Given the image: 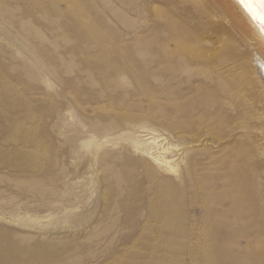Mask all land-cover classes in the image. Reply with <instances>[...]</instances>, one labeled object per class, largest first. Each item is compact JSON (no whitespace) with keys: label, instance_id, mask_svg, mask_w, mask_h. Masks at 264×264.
<instances>
[{"label":"rangeland","instance_id":"1","mask_svg":"<svg viewBox=\"0 0 264 264\" xmlns=\"http://www.w3.org/2000/svg\"><path fill=\"white\" fill-rule=\"evenodd\" d=\"M207 9L0 0V264H264V43Z\"/></svg>","mask_w":264,"mask_h":264},{"label":"bare ground","instance_id":"2","mask_svg":"<svg viewBox=\"0 0 264 264\" xmlns=\"http://www.w3.org/2000/svg\"><path fill=\"white\" fill-rule=\"evenodd\" d=\"M178 1L182 5H184L186 7V9H188L189 11H194L195 14H198L199 15L198 17H201L203 15L208 14V12H207L208 0H178ZM230 2L242 14L243 18L246 21H248L249 24L252 25L255 29H257V31L260 34L262 43H264V0H230ZM172 16H174V15H172ZM191 21H192V19H191ZM222 42H223V40H222ZM180 44L183 47V44L182 43H180ZM184 48H183V50H185ZM186 48H188V47H186ZM185 51H188V50H185ZM260 69H261L262 74L264 76V63H262L260 65Z\"/></svg>","mask_w":264,"mask_h":264}]
</instances>
